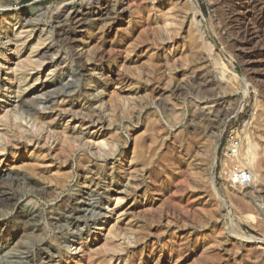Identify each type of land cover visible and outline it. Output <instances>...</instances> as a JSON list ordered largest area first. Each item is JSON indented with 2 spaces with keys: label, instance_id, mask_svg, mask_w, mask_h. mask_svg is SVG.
<instances>
[{
  "label": "rangeland",
  "instance_id": "1",
  "mask_svg": "<svg viewBox=\"0 0 264 264\" xmlns=\"http://www.w3.org/2000/svg\"><path fill=\"white\" fill-rule=\"evenodd\" d=\"M116 1L126 2V10L120 16V22L104 33L94 30L91 35L86 33L83 35L84 37L79 39H82L80 41H84V43L90 41L86 48L90 49L91 57L95 56V52H105L104 55H106L113 42L120 46L123 52L131 44L132 48H129L128 51L132 49L133 51H130V54L133 57L140 58V61L123 65L125 53H121L119 56L116 53L112 58L111 64L107 58L95 61L93 66L96 70L89 74L95 85L91 91V94L92 92L93 94L85 98L78 97L74 102L76 103L75 107L83 104L96 106L97 108L102 107L103 110L106 108L105 105L108 106L107 100L109 95H112L110 93H115V97H117V94L119 99L117 100L119 101L117 102L118 108L114 115L110 116L109 110L107 112L105 110L104 112H106L107 116L104 120L106 121L103 123H92L93 129L89 123L83 125L80 116L67 115L60 120V124L64 127H74L85 132H102V136L98 137V139H93L95 143H104L101 144L100 148L102 153L95 151V149L93 150V148L91 149L87 145L84 148L83 146H78L72 151L70 157L66 159L63 149L51 150L44 162L52 163V165L61 168L66 167L73 171L72 175L67 179V186L63 192L57 191L51 196L41 192L42 188L48 189L52 186L51 181L41 173V170H37L35 174H32L26 169H21L25 174L23 179L20 180L22 183L17 180H11L7 181L6 184L4 183L3 186L1 185V187L4 188L6 186L4 190H8L14 200L21 202L22 208H29L26 207L29 204L36 208L50 210L56 205L55 202L67 195L72 196L70 204V207H72L74 195L84 190L83 185L86 184L93 187L92 189L98 194L102 205H105L104 203L107 200H111V195L115 193L112 187V178L109 176L111 170L105 175H92L90 172L93 167L85 170L83 166L84 160L89 158L93 161H98L99 167L109 168L115 159L125 157L126 152L129 153L132 150L136 137L141 135L145 139V155L154 157V159L149 160L150 163L146 164L145 168L142 167L139 172L132 173V176L138 173L142 175L141 184L139 190L128 188L126 192L120 194L124 197L123 209L133 208V219H139L145 226H150L152 217L149 220H147L148 216L144 217L147 214L146 208L148 206L144 204L146 203V198L141 197V194L147 187H151L155 183L159 195L153 197L156 202L154 208L158 212V215L154 217V222L151 224L156 226L153 228V232L158 233V228L161 227L162 229L167 224L177 223V230L182 235L192 230L196 234H207L210 236V239L205 240L203 243L205 247L202 245L203 250L205 249L204 253H200V246V248L195 250L199 251V253L184 264H264V176L260 177V174L256 177L253 176V167L248 163L246 155L244 160L240 161L239 159V153H247L248 139H246V133L248 132L247 135H250L251 141L254 143L253 150L257 154V160L264 165V94L261 91H255L250 86L257 80L255 78L256 80L254 81L252 75H258V82L264 84V61L261 60V57H264V46H262V43H257V47H255L254 43L245 50L240 47H230L226 40L229 33L225 34L220 32L219 29L223 26L224 20L227 19L226 13L233 8H241L242 2L240 0H234L230 3H222L221 0H198L202 16L200 14L195 19L193 17L192 4L187 0H182L179 5L183 11V16L180 18L182 24L176 32L168 30V27H165L166 24L161 19L162 17L157 16L159 14L158 7L160 6L157 0H138L133 3L128 2L129 0ZM80 2L81 0H0V9L10 6L7 9L18 13L23 10L33 9L37 14L41 15L38 17L39 20L34 23L40 27L42 38H47L46 43H51L55 46V54L60 51L64 55L65 53L71 55L72 46H74L75 42L60 35L56 27L58 20L54 18V13L61 4L68 3L67 5L70 4L73 7L79 6ZM94 5L96 6L97 4ZM165 5L167 6V4ZM165 5L163 7H166ZM170 7L171 5L168 6V8ZM116 15L115 13L114 16ZM255 16H257V13L238 15V21L234 24L248 21L250 18H256ZM154 20L157 21L155 22V27L152 26ZM149 24L152 25L148 27L147 32L143 35L144 40L142 43L138 42L137 45V34L133 27L139 26V30H142ZM259 25L260 28L264 27V19ZM253 28L255 26L251 25L252 36L258 39L259 33H256ZM177 33H180L182 46L183 44L186 46L196 44L201 56L205 57L204 61H202L203 63L198 66L201 70L199 68L197 76L191 75L192 65L190 60H186L188 58L183 61H175L170 58V55L173 56L175 53L171 47L172 44L169 42L170 38H172L170 36L174 37ZM233 38H235V35L231 37V39ZM162 43L166 47L157 49L158 54L162 55V60L157 61L154 66H149L145 57L148 55V52H146L147 47L145 46L151 44L152 47H157ZM211 45H214L212 51L210 50ZM1 47L0 45V50ZM13 51L11 50L9 53H13ZM258 54L259 56H257ZM167 58H169L168 61H166ZM47 61H49V57ZM67 63L72 68L78 66L77 62L71 59ZM67 63H63L61 66H66ZM164 63L167 64L164 65ZM109 67L111 68L109 69ZM50 68L51 64L47 62L39 76L43 75L45 69L48 72ZM109 70H111V73ZM61 71V69H57L56 73L60 74ZM158 75H160V78ZM222 75H224V78ZM125 76L131 79L127 82L128 84L122 82ZM108 77L111 80L106 82ZM212 77L220 83L223 80L228 85V88L226 89L221 84V87H219V84L207 87L205 82L207 79L211 80ZM182 80H187L185 81V91L180 97L172 96L173 111L164 107L165 105L157 100V96L151 93L154 86L171 87ZM6 92V97L11 96V91H2V93ZM229 92L234 96L228 97L226 99L227 102H221L220 110L215 113L216 119H218L211 123L208 129L209 135L202 140L204 146L198 152L200 165H190L189 161H185L188 158L187 155L178 158V162L174 166L171 165V161L166 158L168 157L167 146L174 145L179 147L182 144H186L189 151H195L197 150L196 144L200 140V133L198 131L193 132L188 127V123L184 118L185 112H188L192 105L194 103L197 104V102L213 106L217 104L218 96L229 95ZM124 100H129V103H125ZM174 112L178 114V116L176 115L177 117H173L175 115ZM109 119L111 120L110 122L108 121ZM154 139L156 144H153ZM56 140L48 143L44 152L47 153L50 147H55L60 139ZM242 144H245L246 147L244 149L241 147L238 151V147L242 146ZM107 146L109 147L107 148ZM104 149L108 150V154L106 151L104 152ZM157 149L160 153L155 155V150ZM216 150L218 162L214 168L215 180L213 183L211 180L212 159ZM189 154H191V151ZM11 160H13V157H11ZM23 160L27 162L24 158ZM120 169L121 164H118L116 171ZM238 169L249 171L251 179L243 185L234 184L235 186L230 188V184H233L232 174ZM85 175L91 176V178H83ZM4 208L16 207L10 204ZM103 216L104 214H102ZM233 218L235 221H233ZM43 221L44 230L42 236L57 246L55 237L60 236L61 233L58 232L56 227L49 224L47 219ZM236 222L241 224L243 230L247 233L248 239L243 240L239 236ZM182 226H187L184 228L188 229L179 228ZM128 233H131L128 235L134 236V231H129ZM135 235L140 236L139 233H135ZM69 245L70 248H66V251H69V256L72 260L70 264H86L88 255L84 254V257L83 254L77 252L75 249L76 245L71 246V243ZM102 245L103 241L101 240L92 247L94 250L91 255L94 259L106 260L108 258L107 250ZM193 248H195V243L191 245V249ZM58 263L60 264V262Z\"/></svg>",
  "mask_w": 264,
  "mask_h": 264
},
{
  "label": "bare ground",
  "instance_id": "2",
  "mask_svg": "<svg viewBox=\"0 0 264 264\" xmlns=\"http://www.w3.org/2000/svg\"><path fill=\"white\" fill-rule=\"evenodd\" d=\"M137 1L129 0L128 2L133 3ZM187 1L193 6V17L196 19L200 14L202 16L198 0ZM233 1L221 0L222 3ZM240 1L242 2L241 8H233L230 11L228 10V13L225 12L227 19L222 23L223 26L219 28L220 32L229 33L227 37L230 39L227 38L226 40L230 47H240L242 50H245L254 43L255 47H257V43H262V46H264V27L260 28L259 25L264 19V0ZM157 2L160 3L158 7L159 14L157 16L162 17L161 19L166 24L165 27H168V30L177 32L182 24L180 18L183 16V11L182 7L179 6L182 0H157ZM67 4H61L56 9L54 18L58 20L56 27L60 35L65 39L75 42L74 46H72L71 55L67 53L64 55L60 51L55 54V46L51 43H46L47 38H42L40 27L34 23L39 20L38 17L41 15L37 14L33 9L23 10L19 13L7 9L10 6H2L3 8L0 9V45L2 46L0 50V105H2L0 106V264H59L58 262L60 264H70L72 260L69 256V251H66V248H70V243L71 246L76 245L75 249L77 252L83 254V256L84 254L88 255V262L86 264H184L189 259L194 258L199 251L201 254L204 253L205 249L203 250V247L205 245L203 243L205 240L210 239V236L207 234L199 235L192 230L182 235L177 230V223L167 224L162 229L161 227L158 228V233L153 232V228L156 226L151 224L154 222V217L158 215L156 208H154L156 202L153 197L159 195L155 183L151 187H147L141 194V197L146 198V203L144 204L148 206L146 208L147 214L144 217L148 216L147 220L152 217L150 219V226H145L139 219H133V208L123 209L122 207L124 197L120 194L126 192L128 188H135L136 190L140 188L142 175L138 173L132 176V173L139 172L142 167L145 168V165L154 159V157L145 155V139L141 135L136 137L132 150L129 153L126 152L125 157L115 159L109 168L99 167L98 161H93L89 158L84 160L83 166L85 170L93 167L90 172L92 175H105L111 170L109 176L112 178V187L115 193L111 195V200H107L104 203L105 205H102L98 194L92 189L93 187L86 184L83 185L84 190L74 195L72 207H70L72 196L67 195L55 202L56 205L50 210L36 208L29 204L26 205L29 208H22L21 202L14 200L11 193L8 190H4L6 186L4 188L1 187L7 181H20L23 179L25 174L21 169H26L32 174H35L37 170H41V173L51 181L52 186L50 188L41 189V192L44 194L51 196L57 191H65L67 179L72 175L73 171L66 167L61 168L52 165V163L48 164L44 162L50 151L63 149L64 157L68 159L72 151L78 146H83L84 148L87 145L98 152L102 151L100 148L101 144L104 143H95V140H93L102 136V132H85L77 130L74 127H64L60 124V120L64 119L67 115H72L74 117L80 116L83 125L106 121L104 120L107 116L106 112L109 110V116L114 115L118 108L117 102L119 101L117 100L119 99L117 98V94V97H115V93H110L113 96L109 95V99L107 100L108 106L105 105L106 108L103 110L102 107L97 108L96 106H86L83 104L75 107L76 103L74 101L78 97L85 98L93 94V92L91 94V91L95 85L89 77V74L96 70L93 63L107 58L111 64L112 58L116 53H118V56L121 53H125L123 65L140 61V58L133 57L130 54V51H133L132 49L128 51L129 48H132L131 44L123 52V49L113 42L111 47L109 46L110 49L106 55H104L105 52H95V56L91 57L92 54L90 55L89 53L90 49L86 48L90 41L84 43V41H80L82 39H79L84 37L83 35L86 33L91 35V32L94 30L104 33L108 29H112L120 22V16L126 10V2L122 3L116 0H81L79 6L72 7L70 4ZM94 4L97 5L95 6ZM163 5L166 7H163ZM170 5L171 7L168 8ZM115 13L117 14L116 16H114ZM248 13H257V16H255L256 18H250L248 21L234 24L238 21V15ZM155 22L157 21L154 20L153 25L149 24L142 30H139V26L133 27V30L137 34V45L138 42L142 43L144 40L143 35L147 32L148 27L150 25L155 27ZM251 25L255 26L253 29H255L256 33H259L258 39L253 38ZM233 35H235V38L231 39ZM170 37H172L170 38L171 40L169 39V42L172 44L170 46L175 52L173 56L170 55V58L175 61H183L188 58L186 60H190L192 65L191 75L197 76L200 68L198 66H200V63H203L202 61L205 58L201 56L197 45L186 46L183 44L182 46L180 43V33H177L174 37ZM31 38L33 39L31 40ZM213 46L211 49L209 48L211 51L213 50ZM145 47H147L146 52H148V55L145 57L149 66H154L157 61L162 60V55L158 54L157 49H164L166 45L162 43L160 46L152 47L149 44ZM11 50H14L13 53H9ZM89 55L90 57H88ZM48 57L49 61H47ZM69 59L76 61L78 66L72 68L67 63ZM168 60L169 58L166 59V61ZM261 60L264 61V57H261ZM47 62L51 64V68L48 72L45 69L43 75L39 76ZM63 63H67V65L61 66ZM57 69L62 70L60 74L56 73ZM156 71L159 72L158 70ZM109 72L111 73V70ZM222 76L224 78V75ZM252 76L254 81L256 80L255 78L257 80L250 86L255 91H261L264 94V84L258 82L259 76ZM108 80H111V78L108 77L106 82ZM130 80L129 77L125 76L122 82L127 83ZM185 81L176 82L171 87L163 86L165 88L154 86L151 93L157 96V100L161 104H164V107L173 111L174 108L171 103L173 100L171 98L172 96L180 97L184 93L186 87ZM221 82L212 77L211 80H206L205 85L212 87L215 84H219V87H221V84L227 89L228 85L223 80ZM3 90L11 91V96L6 97L7 92L2 93ZM226 95L218 96L217 104L213 106L197 102V104L194 103L192 105L188 112H185L184 118L188 123V127L193 132L198 131L200 133V140L196 144L197 150H190L191 154H189L190 151L186 144H182L179 147L174 145L165 146L168 149V157L166 158L171 161V165L174 166L178 162V158L185 155L188 158L186 160L184 158V160L189 161L190 165H200L198 162L200 160L198 152L203 148L204 142L202 140L209 135L208 129L216 119L215 113L220 110L221 102H225L228 97L234 96L230 92L229 95ZM154 96L152 97L154 98ZM125 100V103L129 101ZM105 110L106 112H104ZM174 111L176 112V110ZM176 115L178 116L175 113L173 117H177ZM108 121L110 122L111 120L109 119ZM159 127L162 128L161 126ZM91 128L93 129L92 125ZM247 133V153H239V159L240 161L244 160V156L246 155L248 163L253 167V176L256 177L259 174L260 177L264 176V165L257 160V154L253 150L254 143ZM58 138L60 140H58L57 145L52 148L50 147L47 153L44 152L48 143ZM153 141V144H156L155 139ZM241 147L244 149L246 146L242 144L237 150L239 151ZM160 148L158 149L161 150ZM158 149L155 150V155L160 153ZM101 151L100 153H102ZM105 151L106 153L108 152V150L104 149ZM11 157H13V160H11ZM217 162L218 156L216 150L212 159L211 180L213 183L215 180L214 168L217 166ZM118 164H121V169L116 171ZM41 173L39 172V174ZM83 178L88 179L91 176L85 175ZM233 186L235 185L230 184L229 187L232 188ZM10 204L16 208H4ZM102 214H104L103 217ZM44 219H47L49 224H52L61 233L60 236L55 237L57 246L42 236ZM233 221H235L234 218ZM236 226L239 236L243 240L248 239L247 233L243 230L241 224L236 222ZM184 227L187 226L179 228L188 229ZM129 231H134V236L128 235L131 234L128 233ZM135 233H139L140 236L135 235ZM101 240L103 241V248L107 250L108 258L106 260L94 259L91 255V252L94 250L92 247ZM194 243L195 248L191 249V245ZM140 247L141 249H139ZM197 248H200V250L195 251Z\"/></svg>",
  "mask_w": 264,
  "mask_h": 264
},
{
  "label": "built area",
  "instance_id": "3",
  "mask_svg": "<svg viewBox=\"0 0 264 264\" xmlns=\"http://www.w3.org/2000/svg\"><path fill=\"white\" fill-rule=\"evenodd\" d=\"M250 179V172L244 169H238L232 174L233 184L243 185L244 183L249 182Z\"/></svg>",
  "mask_w": 264,
  "mask_h": 264
}]
</instances>
